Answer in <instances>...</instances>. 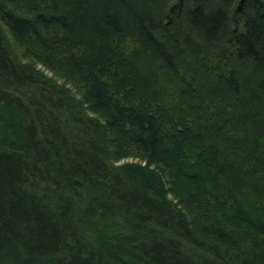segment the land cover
I'll use <instances>...</instances> for the list:
<instances>
[{"label":"trees","instance_id":"16d2710c","mask_svg":"<svg viewBox=\"0 0 264 264\" xmlns=\"http://www.w3.org/2000/svg\"><path fill=\"white\" fill-rule=\"evenodd\" d=\"M0 264H264V0H0Z\"/></svg>","mask_w":264,"mask_h":264},{"label":"rangeland","instance_id":"374dc122","mask_svg":"<svg viewBox=\"0 0 264 264\" xmlns=\"http://www.w3.org/2000/svg\"><path fill=\"white\" fill-rule=\"evenodd\" d=\"M38 67H40V66H38ZM131 161H137V159H133V158H130V157H128V158L127 157L126 158L122 157V158H119V160L116 161L115 164H120V163H123V162H131ZM82 195L85 196L86 198L89 196V195H87V193H84V192H83Z\"/></svg>","mask_w":264,"mask_h":264}]
</instances>
